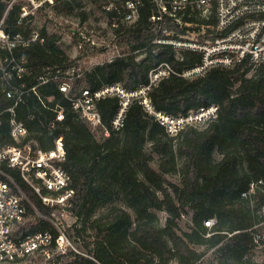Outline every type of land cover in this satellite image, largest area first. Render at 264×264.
Instances as JSON below:
<instances>
[{"label": "trees", "instance_id": "1", "mask_svg": "<svg viewBox=\"0 0 264 264\" xmlns=\"http://www.w3.org/2000/svg\"><path fill=\"white\" fill-rule=\"evenodd\" d=\"M6 1L11 0H0V22L4 19L0 29L26 37L36 33L32 17L21 19V6L8 9ZM87 1L102 10L111 26L116 12L105 8L121 7L123 0ZM77 6V0H56L53 10L68 15ZM153 11V4L146 0L134 24L119 22L114 34L126 46L125 56L84 72L75 79L73 92L112 84L133 92L147 85L149 74L163 63L178 74L201 64L199 52L154 41H183L194 33L200 40L212 41L214 14L209 19L185 18L193 24L188 27L168 21L173 32L163 34L153 30ZM79 15L85 21L92 14L82 11ZM201 26L210 28L204 33ZM39 35L44 43L32 42L17 50L27 58L29 84L36 87V93L31 91L19 105L17 118L28 127L25 141L31 140L34 148L49 149L56 136H64V168L76 195L70 211L77 219L67 225L66 233L85 250L70 251L50 264L64 258L68 264H259L253 252L264 245V66L253 68L244 61L232 68H212L202 76L172 75L162 80L149 94L156 111L176 117L202 107H219L217 118L207 126L189 127L177 138L170 137L138 100L129 106L123 128L113 130L119 100L101 99L97 109L103 128L110 130L106 137L102 128L93 130L59 90L61 81L53 74L67 71L75 62L59 46V36L45 29ZM89 45L84 51L100 50ZM41 77L47 82L41 83ZM56 107L63 109L65 117L51 130L48 123L55 119ZM8 119L5 116L0 127V147L12 142ZM168 176H177L179 182H170ZM18 181L38 210L49 214L39 196ZM159 212L167 215L163 225ZM189 213L191 226L183 230L181 221ZM211 219L214 225L206 226ZM40 231L57 234L47 221L31 226L29 232ZM198 246L213 250L208 261Z\"/></svg>", "mask_w": 264, "mask_h": 264}, {"label": "built area", "instance_id": "2", "mask_svg": "<svg viewBox=\"0 0 264 264\" xmlns=\"http://www.w3.org/2000/svg\"><path fill=\"white\" fill-rule=\"evenodd\" d=\"M150 2L154 6L150 21L155 32H173L167 26L168 21L188 27L193 24L185 22V18L199 15L203 19H209L214 14L216 25L211 28L216 37L205 43L157 38L154 41L156 44H170L177 50L188 49L201 53L202 62L182 74H178L170 64L163 63L149 74L147 85L133 92L126 90L121 84L106 85L95 91L81 88L73 92L75 79L81 78L84 73L75 68L68 70L59 84L60 92L65 94L73 110L93 130L102 128L106 137L110 135V130L103 128L97 109V102L101 99L116 97L119 100V108L112 121L113 130L120 131L123 128L129 106L138 100L165 127L170 137L177 138L189 127L207 126L217 118L219 107H202L176 117L156 111L149 94L162 80L172 75L185 78L202 76L212 68H232L244 61H248L253 68L264 66V0ZM145 3L146 0H123L121 7H114L113 4L107 6V11L116 12L111 19L112 29L118 28L119 22L134 24ZM25 17L27 14L24 12L21 19ZM3 24L4 19L0 22L1 26ZM209 28L201 26L200 29L208 32ZM36 41L44 43V38L37 32L26 37L21 33L10 34L3 28L0 29V127L3 118L8 116L12 140L0 147V264H50L70 251L81 253L66 233L67 225H73L77 219L70 211L76 195L70 187L71 177L64 168L67 160L64 136H56L49 149L34 148L31 140L25 141L29 136L28 127L17 118L19 105L25 102L31 91L36 93V87L31 88L28 80L31 75L29 62L17 50L29 47ZM93 45L95 44L92 43L91 46ZM53 75L55 80L62 77L61 71H56ZM39 80L41 83L47 82L46 77ZM55 111V119L48 123L51 130H55L57 122L63 121L65 117L63 109L56 107ZM18 179L39 196L44 207L50 210L49 214L38 210ZM254 187V184L251 185V191ZM40 221L50 222L57 234L50 231L30 233V227ZM214 223L215 219H211L205 225L212 227ZM259 240L260 237L256 242L259 243ZM39 256L42 260H39Z\"/></svg>", "mask_w": 264, "mask_h": 264}, {"label": "rangeland", "instance_id": "3", "mask_svg": "<svg viewBox=\"0 0 264 264\" xmlns=\"http://www.w3.org/2000/svg\"><path fill=\"white\" fill-rule=\"evenodd\" d=\"M51 1L11 0L10 2H6L8 3V9L14 4H17L21 6L22 13L25 12L27 17H32L31 27L34 28L35 32L40 33L42 29H45L48 34H56L59 36V46L66 52L71 60L75 61L70 69L75 68V70L80 73H84L93 70L96 66L105 62H110L125 56L123 52L126 50V46L119 44V40L114 34V29L110 26L109 19L102 10L94 7V5L87 0H77L79 7L77 6L72 14L58 15L53 10L56 0ZM82 11L89 12L92 15L87 20L83 21L79 15ZM167 33L169 34V32ZM187 36L188 37L184 39L186 41L191 40L203 43L208 41L207 39L200 40L198 37L199 34L195 33ZM92 43L95 44L93 46H97L100 50L92 53L84 51V47L89 44V46H91ZM142 58L141 56L138 59ZM68 70L61 71L62 77L60 81L64 80ZM99 134L102 135L101 133ZM168 180L172 183L179 182L177 176H168ZM120 204L123 205L122 202H120ZM158 215L160 224L163 225L167 215L165 212H159ZM191 216L192 213H189L182 219L181 227L183 230H188L191 226ZM89 234L90 233L86 234L87 241L91 240L87 237ZM73 244L76 249L85 252L81 244H75L74 242ZM262 248H264V245L259 246L253 252L254 259L259 264H264V249ZM196 249L198 252L205 253L204 256L206 261L211 258L212 249L209 250L207 247L199 246L196 247ZM59 264H68V260L64 258Z\"/></svg>", "mask_w": 264, "mask_h": 264}]
</instances>
